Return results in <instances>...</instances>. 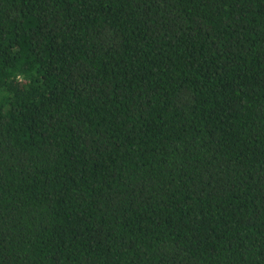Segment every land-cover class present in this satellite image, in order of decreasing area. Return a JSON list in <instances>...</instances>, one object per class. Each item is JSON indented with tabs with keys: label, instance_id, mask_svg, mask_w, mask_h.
<instances>
[{
	"label": "trees",
	"instance_id": "1",
	"mask_svg": "<svg viewBox=\"0 0 264 264\" xmlns=\"http://www.w3.org/2000/svg\"><path fill=\"white\" fill-rule=\"evenodd\" d=\"M0 264H264V0H0Z\"/></svg>",
	"mask_w": 264,
	"mask_h": 264
}]
</instances>
